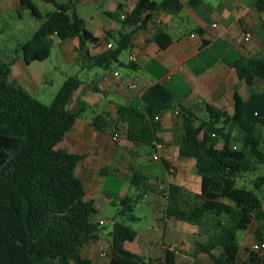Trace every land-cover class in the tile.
<instances>
[{
  "label": "trees",
  "instance_id": "16d2710c",
  "mask_svg": "<svg viewBox=\"0 0 264 264\" xmlns=\"http://www.w3.org/2000/svg\"><path fill=\"white\" fill-rule=\"evenodd\" d=\"M43 1L55 5L45 16L33 0H19L21 9H30L42 24L19 46L17 54L27 64L43 62L50 56L53 37L57 36L61 40L78 38V53L91 60V46L97 47L102 38L87 28L85 19L78 14L80 0ZM176 1L136 0L123 17L122 4L112 12L104 11L121 23V29L118 37L108 34L104 38L111 39L113 47L95 63H119L124 68L137 69L136 61H120V53L132 47L133 33L145 28L154 12H170ZM196 1L202 3L192 0L191 4ZM254 6L264 12V0H255ZM259 30L264 37V21ZM155 40L163 49L172 43L165 30H159ZM8 58L7 61L0 54V264H92L83 256L82 248L95 240L101 229L93 221L97 212L94 202L85 199L84 184L75 175L83 155L58 147L76 119L90 108L79 99L76 110L68 109L81 79L76 75L67 77L52 103L45 104L10 78L18 57ZM233 67L248 90L245 98L235 86L233 113L214 105L207 106L203 115L184 106L179 108L183 127L179 154L204 160L202 178L192 202L182 185L171 183L165 210L169 216L197 226L198 234L207 237L206 242L196 240L194 264H206L199 253L207 255L211 264H264V254L251 249H247L245 259L238 261V232L248 230L255 219L264 218V200L254 191L236 186L240 174L252 171L255 164L264 165V53L241 56ZM175 97L166 82L158 81L147 88L140 103L122 106L116 121L126 125L127 139L152 148L162 143L159 133L163 125L155 118L174 106ZM91 123L101 131L112 127L101 114L94 116ZM145 181L138 173L131 181L142 197ZM254 186L264 189V175L257 177ZM134 202L135 197L126 195L118 203V214L125 220L113 225L110 264H154L123 246L137 236L136 229L127 224L139 219L134 214ZM177 253V249L166 247L164 260L157 263L177 264Z\"/></svg>",
  "mask_w": 264,
  "mask_h": 264
},
{
  "label": "crops",
  "instance_id": "0c3cea01",
  "mask_svg": "<svg viewBox=\"0 0 264 264\" xmlns=\"http://www.w3.org/2000/svg\"><path fill=\"white\" fill-rule=\"evenodd\" d=\"M98 1L102 0H80L78 4ZM104 1L110 2L111 7L109 10L103 9V13L112 12L122 4V17L124 13L131 11L136 3V0ZM191 1L177 0L170 12H154L147 26L133 33L129 55H136L138 68L131 69L130 73L123 72L120 67L124 66L119 63L103 66L95 63L97 57L110 49L108 44L111 39L107 41L104 38L108 34L118 37L121 23L109 16L112 20L109 25H103V20L98 16L91 18L96 22L92 32L102 40L97 47L91 46L90 53L94 57L90 61V67L88 64L81 67L82 70H90V73L85 79L80 78L82 84L68 103V109L72 111L76 110L79 99L88 103L90 108L76 119L74 127L58 146L68 152L83 155L75 167V175L84 184L85 199L94 202L97 212L93 221L99 223L101 229L109 223L107 211L115 210L117 217L114 223L125 219L118 214V203L122 202L126 195L135 197L134 192H141L131 183L135 173L145 177V194L147 198H151V205L158 211L157 215L163 224L157 219L154 231L141 233L136 230L137 236L126 240L123 246L140 254L147 263L151 260L154 264H158L159 259L163 261L165 249L169 245L185 244L183 240L178 242L176 236L182 239L187 234L186 228L175 229L174 225L168 227L171 216L166 213L165 207L168 203L166 196L169 185H182L190 195V200L200 191L204 160L185 158L179 154L183 136L180 106L199 115H203L209 105L233 113L235 86L238 85L240 93L245 98L248 97L246 85L238 80L233 63L241 56L264 53V37L259 30L261 22L264 21V12L255 8V0H202V3L196 1V6L192 5ZM16 3L19 4V0H16ZM184 18H189L195 26L190 32H181L179 29V23ZM159 30L167 31L172 38L168 48L163 49L156 42L155 34ZM249 31L253 33L252 38L245 41L244 37ZM191 34H194V37ZM53 39H58V52L65 65L73 68L80 66L76 62L78 38L61 40L54 36ZM34 62L27 64L19 57L12 65L10 78L43 102L38 94L42 81L38 71L32 67ZM116 71L120 74L114 75ZM161 73L163 74L158 76ZM158 81L166 82L176 97L174 106L160 118L163 125V131L159 133V136L163 137L161 147L152 148L143 142L129 141L126 125L116 121V117L122 106L140 103V98L147 88ZM89 111L91 113H88ZM98 114L105 115L111 121L112 127L105 131L95 128L91 121ZM116 129L120 131V138L113 140V132ZM155 152L160 154V159L153 158ZM171 167L174 169L173 173L169 170ZM101 221L106 223L102 225ZM191 232L197 236L195 240L199 237L204 242L207 241V237L198 234V228H191ZM167 234L172 235V242H166ZM110 244V233L106 237L100 230L95 240L84 245L82 254L91 259L92 264H110ZM183 255V250H178L177 264L184 258ZM205 256L207 255L199 253V257L206 264H211L210 258L208 257L209 262H206Z\"/></svg>",
  "mask_w": 264,
  "mask_h": 264
},
{
  "label": "rangeland",
  "instance_id": "374dc122",
  "mask_svg": "<svg viewBox=\"0 0 264 264\" xmlns=\"http://www.w3.org/2000/svg\"><path fill=\"white\" fill-rule=\"evenodd\" d=\"M33 1L38 7L40 13L44 16L49 11L55 9V5L53 3L45 2L43 0ZM58 1L61 3H68L71 0ZM78 6L79 7L77 9V12L80 16H82V18L85 19L87 24L86 26L90 30H93L96 26V22L92 21L91 19L93 16L100 17L103 20V25H109L112 21L107 15H104L102 11L103 9H110L111 3L108 1L102 0L96 3H85L84 5L79 3ZM188 20L189 18H184L183 21H180L179 29L181 32H190L193 28H195L194 24L190 22V20ZM41 24L42 21L40 20V18L34 16L30 9H21L20 3L17 4L16 0H0V54L4 57V59L8 61V57L12 55H17V57L19 58L20 55L17 54L19 46L25 44L32 37L35 31L40 28ZM58 51V39H55L53 42V49L49 58L44 62L35 61L32 65V67L36 71H38L40 75L42 86L41 89L38 90V94L40 96V100L45 102V104L52 103L55 94H57V92L61 89L64 81L66 80V77L77 75L83 80L90 73V70L88 69H81L82 65L85 64H88V67H90V59H86L78 53L76 62H78L80 66H78L77 68H73L71 66L65 65ZM129 53L130 49H127L123 50V52L119 55V58L124 60L125 64L129 62ZM120 68L123 72L130 73L131 69L124 67ZM88 113H91V111H89ZM220 146L221 144H219V147ZM260 175H264V165L255 164V167H253L252 171H246L239 175V177L237 178L236 186L252 190L264 200V189H256L254 186L257 177ZM134 194V214L139 219L136 221L127 222V224H130L134 229L140 231L141 233L151 232L154 229L153 227H155L154 224L157 219H159L157 221L162 223L160 216L157 215L158 211L155 210V208L151 205L152 202L150 197L144 200L141 196V192L136 191L134 192ZM165 202H167V200ZM106 216L109 219V223H107V225L103 226L102 229H100L105 234V236L108 237L109 233L111 235V231L113 230V223L117 216L115 210L107 211ZM172 225L175 226V229L185 230L186 228L187 231V234L183 236L182 239L180 236H176L178 242L181 243L182 240L185 241V246L182 244L176 247V249L183 250L184 252V258L180 261L179 264H194L192 254L194 253V249L196 246L197 239L195 240V237L197 238V236H194L192 234L191 228L197 229L198 227L193 224L186 223L183 220H178L175 217H171L168 227H171ZM181 234L184 235V233ZM238 239L241 245L238 255V261L240 262L245 259L247 249H251L253 244L256 242L264 241V218L255 219L248 230H240L238 232ZM172 240V235L167 234L166 242H172ZM259 253L264 254V250L260 251ZM205 260L206 262H209L208 256H205Z\"/></svg>",
  "mask_w": 264,
  "mask_h": 264
},
{
  "label": "built area",
  "instance_id": "2783aa9c",
  "mask_svg": "<svg viewBox=\"0 0 264 264\" xmlns=\"http://www.w3.org/2000/svg\"><path fill=\"white\" fill-rule=\"evenodd\" d=\"M252 35H253V33L251 31L247 32L246 35H245V37H244L245 38V41H249L252 38ZM191 36L194 37V34H191ZM108 47L109 48H112L113 47L112 43H109L108 44ZM128 58H129V61L130 62L137 61V57L134 54H130ZM118 74H120V72L119 71H116L114 75H118ZM161 116L162 115H158L155 119H160ZM118 138H120V131L118 129H116L113 132V138L112 139L113 140H117ZM156 146H157V148H160L161 147V143H158ZM153 158L156 159V160L157 159H160V154L157 153V152H155L153 154ZM169 170H170L171 173H173V171H174V169L172 167ZM160 187H162L163 190H165V187H163L162 184H160ZM147 197H148L147 194H144L143 195V199L144 200H146ZM105 223H106L105 221H101L100 224L103 225ZM177 246H178V244L177 243H174L172 245H169L168 247L170 249H176ZM251 250L256 251V252H260V251L264 250V241H259V242L254 243L253 246H252V248H251Z\"/></svg>",
  "mask_w": 264,
  "mask_h": 264
}]
</instances>
